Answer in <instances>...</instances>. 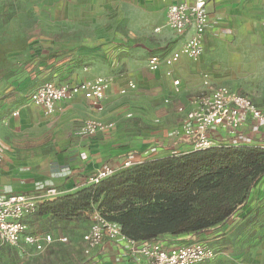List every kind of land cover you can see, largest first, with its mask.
<instances>
[{
  "label": "crops",
  "instance_id": "1",
  "mask_svg": "<svg viewBox=\"0 0 264 264\" xmlns=\"http://www.w3.org/2000/svg\"><path fill=\"white\" fill-rule=\"evenodd\" d=\"M120 1L125 9L121 19L128 21L127 38L116 41L121 45H89L77 49L69 57L43 52L25 66L17 85L12 84L0 92V98L7 96V101L10 97L22 101L8 117L0 112V195L30 194L51 188L59 195L72 194L87 186V180L98 170L119 167L128 156L160 158L192 150L191 139L172 137L171 131L179 126L185 112L195 107L198 96L207 91L208 88L203 86L205 75L211 78L210 87H226L215 77L221 56L219 43L228 42L242 33L248 20L241 12L245 0H207L209 25L200 59L192 62L183 58L170 68L162 66L154 72L147 68L148 58L174 49L185 40V37H175L166 28L168 7L192 0L113 2ZM124 46H133L131 55H124L121 51ZM144 52L149 53L146 59ZM168 69L170 76L166 74ZM98 77L113 79L105 93L102 111L91 108L80 96L58 103L50 116L28 102L29 94L47 81L73 82ZM129 81L135 84V89L121 95L120 90ZM174 81H178L177 87L173 85ZM157 85L162 88H156ZM130 96L137 98L139 103L146 101L148 110H155V105L165 101L170 105L173 103V109L163 110L165 116L155 118L153 128H148L144 126L151 121L145 118L146 107L139 106L132 112L128 111L127 104L125 109L118 107L119 102L125 101L124 97ZM255 105L264 112L257 103ZM13 113L17 115L13 116ZM169 114L175 115V121L166 126L165 118ZM87 120L110 123L112 129L91 137L83 135L80 126ZM28 128L35 133V139L28 143L23 140L19 148L15 147L14 132ZM249 128L250 125L245 126L243 133L248 135ZM211 138L215 144H229L223 132L214 133ZM253 141L264 144V128ZM89 216L85 213L69 223L90 224ZM35 220L28 217L24 222L44 221ZM204 237H200L199 242L204 243ZM93 252L96 253L91 258L96 264H143L129 257L118 243L105 241Z\"/></svg>",
  "mask_w": 264,
  "mask_h": 264
},
{
  "label": "rangeland",
  "instance_id": "2",
  "mask_svg": "<svg viewBox=\"0 0 264 264\" xmlns=\"http://www.w3.org/2000/svg\"><path fill=\"white\" fill-rule=\"evenodd\" d=\"M113 1L117 0H0V92L17 85L25 66L43 52L69 57L89 45H121L116 41L127 38L128 21L121 19L125 13L121 1ZM241 12L248 20L242 33L219 43L221 56L215 77L221 85L250 97L264 109V0H245ZM132 47L124 46L121 51L131 55ZM147 54L144 52L143 58ZM132 98L124 97L118 107L125 109L127 104L130 112L139 106L146 107L145 118L151 121L144 126L148 128H153L155 118L165 116L163 110L173 109V103L165 101L155 105V110H148L146 101L139 103ZM21 103L14 97L7 101V96H2L0 112L8 117ZM168 116L166 126L175 121V115ZM33 135L29 128L15 131V147L19 148L23 140H34ZM40 225L29 223L27 228L34 234L49 235L53 239L50 246L44 251L22 243L17 247L3 246L0 264H84L95 255L93 251L85 254L82 242L89 223ZM202 241L215 250L216 257L196 264H264V185L252 197L243 220L227 228L222 236L204 237Z\"/></svg>",
  "mask_w": 264,
  "mask_h": 264
},
{
  "label": "trees",
  "instance_id": "3",
  "mask_svg": "<svg viewBox=\"0 0 264 264\" xmlns=\"http://www.w3.org/2000/svg\"><path fill=\"white\" fill-rule=\"evenodd\" d=\"M263 185L264 145L220 143L145 158L75 193L40 203L30 217L51 227L95 210L137 246L179 247L202 236H222L246 217ZM27 233L38 235L28 228ZM84 264L96 263L91 258Z\"/></svg>",
  "mask_w": 264,
  "mask_h": 264
},
{
  "label": "built area",
  "instance_id": "4",
  "mask_svg": "<svg viewBox=\"0 0 264 264\" xmlns=\"http://www.w3.org/2000/svg\"><path fill=\"white\" fill-rule=\"evenodd\" d=\"M206 1L192 0L168 7L166 28L175 37H185V40L174 49L150 56L147 60V68L150 71H157L162 66L170 68L183 58L192 62L200 59L204 35L209 25ZM166 74L170 76L171 71L168 69ZM210 80V76H204L203 86L208 88L207 91L198 96L193 109L185 112L179 126L171 131V136L192 139V150L216 145L211 135L218 132L225 134L230 145L254 144V137L264 128V112L249 98L226 87H210ZM112 82L113 79L107 77L73 82L48 81L29 94L28 102L40 108L46 116H50L54 114L58 103L80 96L89 102L91 108L102 111L105 93ZM178 84V81L173 82L175 87ZM135 87V84L129 81L119 93L126 95ZM16 115L17 113H13V116ZM247 125H250L248 135L243 133V128ZM111 129L110 123L87 120L80 126V133L91 137ZM143 159L128 156L119 167H103L98 170L87 183H97L116 171L141 163ZM58 195L59 192L53 188L30 194L0 195V249L3 246L17 247L21 243L37 251H44L50 246L53 239L49 235L28 234L24 220L36 212L40 203L52 200ZM89 218L88 230L82 237L85 254L109 241L121 244L129 257L143 264H196L216 257L215 250L202 242L171 248H163L156 243L137 246L121 234L116 223L107 221L97 211H92ZM59 241L66 242V239Z\"/></svg>",
  "mask_w": 264,
  "mask_h": 264
}]
</instances>
